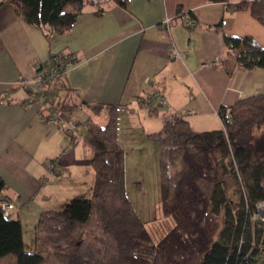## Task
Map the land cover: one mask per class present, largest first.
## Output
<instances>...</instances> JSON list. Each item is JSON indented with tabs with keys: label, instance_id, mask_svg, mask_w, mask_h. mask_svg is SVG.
Listing matches in <instances>:
<instances>
[{
	"label": "crops",
	"instance_id": "1",
	"mask_svg": "<svg viewBox=\"0 0 264 264\" xmlns=\"http://www.w3.org/2000/svg\"><path fill=\"white\" fill-rule=\"evenodd\" d=\"M105 5L98 13L96 4H86L68 31L50 36L10 3L0 5V176L5 195L16 204L11 214L22 224L30 213L38 221L42 211L64 207L72 194L93 190L94 150L85 130L89 121L107 123L108 105L120 106L119 142L127 169L126 144L134 141L143 152L146 145L159 147L151 134L162 129L164 115L176 113L195 133L220 130L222 105L264 93V68L238 64L225 41L226 35H251L264 46V24L250 9L210 0ZM59 51L77 59L59 80V99L73 112V135L66 123L48 119L51 108L35 84L42 64ZM217 55L220 64L202 66ZM93 104H100L98 111ZM156 114L160 127L153 122ZM257 151L264 155L263 147L257 145Z\"/></svg>",
	"mask_w": 264,
	"mask_h": 264
},
{
	"label": "trees",
	"instance_id": "2",
	"mask_svg": "<svg viewBox=\"0 0 264 264\" xmlns=\"http://www.w3.org/2000/svg\"><path fill=\"white\" fill-rule=\"evenodd\" d=\"M210 1L250 9L264 24V0ZM4 3L48 36L68 31L88 3L96 4L98 13L106 10V2L92 0L0 1ZM225 41L238 64L264 68V46L253 36L226 35ZM76 61L59 51L42 64L57 70L41 86L48 107H71L59 99V80L68 63ZM99 107L93 104L97 111ZM107 107V123L89 121L85 130L94 147L92 196L44 210L37 221L38 232L48 234L51 242L70 241L65 250L25 249L21 220L4 215L1 202L13 200L5 195L7 185L0 176V260L14 254L16 264H261L264 220L255 218V212L264 200V160L257 159L256 132L264 128V93L222 105L220 130L195 133L188 120L178 117L151 134L159 139L162 214L172 220L161 235L149 227L128 194L126 155L119 142L120 106ZM228 174L236 185L232 190Z\"/></svg>",
	"mask_w": 264,
	"mask_h": 264
},
{
	"label": "rangeland",
	"instance_id": "3",
	"mask_svg": "<svg viewBox=\"0 0 264 264\" xmlns=\"http://www.w3.org/2000/svg\"><path fill=\"white\" fill-rule=\"evenodd\" d=\"M67 9H71V6L69 5ZM152 118L153 122L156 123L155 127H160V115H153ZM137 129H140L139 126H137ZM256 137L258 150L261 147H263L264 149V128L256 132ZM126 147L128 152V194L142 218L147 221L149 227L155 232L156 235H161L172 225V220L170 218L164 217L162 214L159 147L155 146V148L151 149L149 145H146L143 152L141 150V148L143 147H141V145H138V143H135L134 141L131 143H127ZM92 150H94L93 147ZM145 151L147 152L145 153ZM261 155V159H264L263 151L260 152V154L259 151H257V157L259 158ZM90 169H92V171L94 172L93 167H91ZM226 177L228 178V185L232 190L236 186L234 180L229 174L226 175ZM92 194L93 190L90 193L80 192L78 194H72L71 197H91ZM59 207L60 208L57 209H61L63 205H60ZM35 209L36 207H33V209H30V212ZM32 218L33 214L30 213V215L25 217L23 220L26 240L25 249L27 251L45 252L47 250L63 251L66 249V246L70 243V241H64L60 243L51 242L48 234L38 232L36 227L37 220H33ZM16 260V255L9 254L0 260V264H16Z\"/></svg>",
	"mask_w": 264,
	"mask_h": 264
},
{
	"label": "built area",
	"instance_id": "4",
	"mask_svg": "<svg viewBox=\"0 0 264 264\" xmlns=\"http://www.w3.org/2000/svg\"><path fill=\"white\" fill-rule=\"evenodd\" d=\"M94 3H105V2H109L110 0H92ZM169 20L170 18L166 19V23L169 26ZM54 60H58L59 58H57L56 56L53 58ZM222 62V59L220 56H215L214 58L208 59L203 61L202 66H214L217 64H220ZM57 72L55 67L52 68H47V67H43L37 74L36 78H35V84L37 85V91L41 92L44 95L43 90L41 89L42 84L48 80V78H51V76L55 75V73ZM41 90V91H39ZM51 113L48 115V119L51 122H64L67 124L66 126V131L68 134H74L76 131V127H75V121L72 120V115L73 112L72 110H70L69 108H67L66 105H62L59 108L52 106L51 107ZM178 118V115L175 114H167L164 116V120L165 122L170 121V120H176ZM51 168H52V173L55 174L56 173V169H55V164L54 162H52L50 164ZM3 211H4V215L5 216H9L11 215V210H13L16 207V204L12 201H7V200H3L1 202ZM255 218H261L264 220V200H261L260 202L257 203V211L255 212ZM260 253L262 255H264V246L261 247L260 249Z\"/></svg>",
	"mask_w": 264,
	"mask_h": 264
}]
</instances>
